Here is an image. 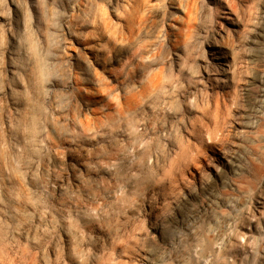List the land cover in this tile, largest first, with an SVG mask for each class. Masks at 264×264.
<instances>
[{
	"label": "rangeland",
	"instance_id": "obj_1",
	"mask_svg": "<svg viewBox=\"0 0 264 264\" xmlns=\"http://www.w3.org/2000/svg\"><path fill=\"white\" fill-rule=\"evenodd\" d=\"M0 264H264V0H0Z\"/></svg>",
	"mask_w": 264,
	"mask_h": 264
},
{
	"label": "bare ground",
	"instance_id": "obj_2",
	"mask_svg": "<svg viewBox=\"0 0 264 264\" xmlns=\"http://www.w3.org/2000/svg\"><path fill=\"white\" fill-rule=\"evenodd\" d=\"M89 91H90L89 89H86V90H85L86 93H90ZM224 150H225V149H224ZM224 153H225V152H224Z\"/></svg>",
	"mask_w": 264,
	"mask_h": 264
}]
</instances>
